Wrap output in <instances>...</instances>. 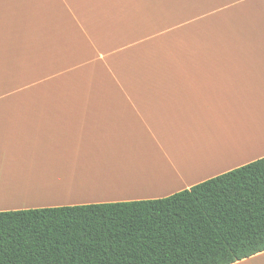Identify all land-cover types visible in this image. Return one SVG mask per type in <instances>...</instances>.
<instances>
[{"label":"crops","instance_id":"0c3cea01","mask_svg":"<svg viewBox=\"0 0 264 264\" xmlns=\"http://www.w3.org/2000/svg\"><path fill=\"white\" fill-rule=\"evenodd\" d=\"M167 48L136 78L106 60ZM261 60L264 0H0V212L163 199L264 158Z\"/></svg>","mask_w":264,"mask_h":264},{"label":"trees","instance_id":"16d2710c","mask_svg":"<svg viewBox=\"0 0 264 264\" xmlns=\"http://www.w3.org/2000/svg\"><path fill=\"white\" fill-rule=\"evenodd\" d=\"M264 252V158L157 200L0 212V264H234Z\"/></svg>","mask_w":264,"mask_h":264},{"label":"rangeland","instance_id":"374dc122","mask_svg":"<svg viewBox=\"0 0 264 264\" xmlns=\"http://www.w3.org/2000/svg\"><path fill=\"white\" fill-rule=\"evenodd\" d=\"M117 41H115L114 44ZM116 50H121V49H96L95 50V54H92V58L95 57L94 61L95 62H100V58L99 55L100 54H110V51H116ZM124 51L117 55H110V57H107V62L116 66L115 71L117 74V77L120 78H136L138 77V67L139 65H145L144 67H151V63H156V62H168L170 60V53H169V48L167 49H123ZM66 54V52H65ZM63 54V55H65ZM259 59H261L259 57ZM260 61V60H259ZM262 62V60H261ZM263 64V62H262ZM92 67H94V64H92ZM264 65V64H263ZM82 71V72H81ZM261 71V70H260ZM78 72H81L80 75V81L79 84L82 85L84 82H86L88 80V78L90 77L91 73H92V69L91 68H87V65L82 66L78 71H76L75 74H77ZM264 72V69H263ZM105 71H97L96 70V75L98 74H104ZM109 77V75H108ZM105 80H111L109 78H105V79H100V76H98V78L92 79V82L90 85L87 84H83V87L88 89L89 93H105ZM71 83H73L74 81H71ZM261 84V83H260ZM263 85V86H262ZM78 85L74 88H77ZM259 88L262 89L264 88V81L261 85H259ZM84 92V91H81ZM80 94H84L81 93ZM258 102L261 104H264V98L259 97ZM261 111V110H260ZM259 111V112H260ZM259 112L256 113L258 121H262L261 119H264V114H258ZM258 114V115H257ZM257 122V123H259Z\"/></svg>","mask_w":264,"mask_h":264},{"label":"bare ground","instance_id":"6f19581e","mask_svg":"<svg viewBox=\"0 0 264 264\" xmlns=\"http://www.w3.org/2000/svg\"><path fill=\"white\" fill-rule=\"evenodd\" d=\"M0 202H4L2 201L3 199L9 198L10 197V188L8 186H6V184H4L2 181H0Z\"/></svg>","mask_w":264,"mask_h":264}]
</instances>
